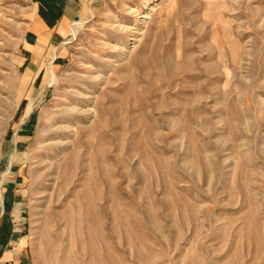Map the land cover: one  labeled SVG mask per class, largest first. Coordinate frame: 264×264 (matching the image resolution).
Listing matches in <instances>:
<instances>
[{
    "label": "rangeland",
    "instance_id": "rangeland-1",
    "mask_svg": "<svg viewBox=\"0 0 264 264\" xmlns=\"http://www.w3.org/2000/svg\"><path fill=\"white\" fill-rule=\"evenodd\" d=\"M68 4L0 0V235L32 264H264V0Z\"/></svg>",
    "mask_w": 264,
    "mask_h": 264
},
{
    "label": "crops",
    "instance_id": "crops-1",
    "mask_svg": "<svg viewBox=\"0 0 264 264\" xmlns=\"http://www.w3.org/2000/svg\"><path fill=\"white\" fill-rule=\"evenodd\" d=\"M83 1L86 0H68V13L66 14L70 15L71 11L74 9V3L80 4ZM65 23L68 22L65 21ZM0 223L4 225L2 221ZM1 229L2 228H0V230ZM0 264H32L26 235L21 233L10 236H6L4 233L0 235Z\"/></svg>",
    "mask_w": 264,
    "mask_h": 264
},
{
    "label": "bare ground",
    "instance_id": "bare-ground-1",
    "mask_svg": "<svg viewBox=\"0 0 264 264\" xmlns=\"http://www.w3.org/2000/svg\"><path fill=\"white\" fill-rule=\"evenodd\" d=\"M222 26L225 28L223 34L224 36H222V34L220 35V37L218 38V46L222 47L224 45V41H226L229 45H231L232 47V51H233V57L234 59L237 61V48H238V44L236 43L235 40H233V33H231V30L229 28V25L223 23ZM218 32V31H217ZM227 37V38H224Z\"/></svg>",
    "mask_w": 264,
    "mask_h": 264
}]
</instances>
